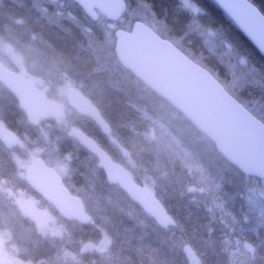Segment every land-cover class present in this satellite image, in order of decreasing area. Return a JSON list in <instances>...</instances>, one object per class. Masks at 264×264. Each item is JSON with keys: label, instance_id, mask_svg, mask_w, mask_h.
<instances>
[{"label": "trees", "instance_id": "trees-1", "mask_svg": "<svg viewBox=\"0 0 264 264\" xmlns=\"http://www.w3.org/2000/svg\"><path fill=\"white\" fill-rule=\"evenodd\" d=\"M125 1L131 9L132 0ZM190 1L200 15L194 17L184 7L183 0H143L156 33L176 43L178 49L209 71L233 98L245 105L257 96L264 100V57L211 0ZM249 1L264 15V0ZM68 2L75 10L71 19L57 18L50 10L46 14V7L38 0H2L0 38L18 53L27 45L35 47L44 66L58 68L80 84V90L111 127L115 144L92 121L80 117L71 121L73 112L70 116L66 114L61 122L45 126L64 123L76 126L115 162L123 164L126 153L146 167L148 181L152 183L154 179L161 184L162 203L177 226L169 231L158 228L124 193L107 184L96 159L67 131L53 130L51 145L60 157H69L67 186L82 199L92 223L84 226L66 222L23 180H17L18 188H25L35 198L38 208L48 209L53 219L64 225L65 232L63 239L43 238L34 224L18 213H9L12 210L7 211L5 201L0 198V236L5 245L16 250L20 264H190L184 247L191 246V238L207 245L203 244L202 264H264V210L252 191L264 182L242 176L208 140L200 143L196 137L203 136L184 119L178 126L164 120L160 104L173 109L121 68L114 43H108L98 28L108 22L101 18L94 24ZM208 32L231 47V53L251 69L254 83L238 94L229 87L231 80L223 60L208 50L200 37ZM0 98L3 124L20 140H35L34 129L28 126L13 97L2 92ZM249 111L264 123V117ZM11 153L0 143V180L10 187L16 179ZM135 178L138 183L144 182L138 176ZM245 179L249 186H245ZM94 228L110 238L109 256L86 254L77 263L65 260L61 249L81 250L96 240Z\"/></svg>", "mask_w": 264, "mask_h": 264}, {"label": "water", "instance_id": "water-1", "mask_svg": "<svg viewBox=\"0 0 264 264\" xmlns=\"http://www.w3.org/2000/svg\"><path fill=\"white\" fill-rule=\"evenodd\" d=\"M1 1V0H0ZM97 22L100 16L118 23L127 12L124 0H71ZM252 46L264 57V15L248 0H212ZM115 54L123 69L172 106L198 133L214 144L216 151L243 176L264 181V124L235 100L210 72L194 63L171 42L136 22L131 31H115ZM0 83L17 98L31 125L60 121L64 109L47 98L36 83L15 74L0 63ZM69 107L91 119L105 136L111 128L94 104L80 91L68 98ZM4 141L13 146L14 136L0 127ZM72 135L78 144L102 162L109 185L117 186L162 230L176 227L163 204L148 195L149 188L134 180L133 174L102 153L99 145L79 129ZM25 182L53 210L69 222H92L81 199L65 187L59 174L37 158L25 170ZM19 212L40 228L48 227L52 215L33 206ZM192 264H199L195 252L186 248Z\"/></svg>", "mask_w": 264, "mask_h": 264}, {"label": "rangeland", "instance_id": "rangeland-1", "mask_svg": "<svg viewBox=\"0 0 264 264\" xmlns=\"http://www.w3.org/2000/svg\"><path fill=\"white\" fill-rule=\"evenodd\" d=\"M38 1L46 7V14H48V10H50L51 14L56 15L57 18L63 19L65 17L67 19H71V13L75 11L74 7L66 0ZM183 5L193 14L194 17L200 15V11L190 0H183ZM140 19H142L143 22L151 28H155L154 21L151 18V13L148 7L144 4L143 0H132L131 9H129L127 17L120 23V27L129 30L135 20ZM98 28L103 32L108 43L113 42L115 44L114 32L118 28L117 25L102 23ZM202 35L203 36L200 37L203 38L208 50L223 60V62L221 60L220 61L226 65L227 71L229 72V79L231 80L229 87L234 90L235 94H238L236 93L238 91L244 90L247 85L254 83L255 78L251 73V69L247 68L246 64L242 60L231 53V47L227 46L220 39H218L213 32H208ZM175 42L179 43L178 40ZM0 59L6 65H11V67L15 68L18 72L32 78L38 84V87L47 93L53 101L60 104L65 109L67 115L70 116V113L73 111L69 109L67 99L73 90L81 89V85L67 78L62 70H58V68H54L53 66H51V68L44 66L40 60L38 51L35 50V47L27 45L21 52L18 53L11 49L0 38ZM257 99L254 98L251 102H247V105L244 103L243 105L247 107V109L254 111L260 117H264V100L259 98V96H257ZM160 108L162 110L164 120L176 124L177 126L181 125L183 117L180 114L174 110H170L162 104H160ZM70 118L71 121L74 122L77 120L78 116L72 114ZM53 130L57 132L63 131L66 133V131L68 132L70 130V125L64 123L56 124L55 126H44L33 131L32 134L35 136V140L27 141L26 139H19L15 143V147L11 154L12 160L16 166V179L14 181V185L10 187L8 183L0 180V198L5 201L4 205L6 206L5 208L7 211L12 210L9 213L19 214L18 210L21 206L36 204L35 198L28 194L25 188L22 186L18 188L15 184L17 180L21 181L24 179V171L26 167L30 161L34 160L36 157H41L43 155L53 169H55L64 180L69 181V157H60L53 148V145H51L53 140L52 138L50 139V137H52L51 133ZM181 132L184 134L187 133L185 130H181ZM196 139L200 143H205L207 140L206 138H201L200 136L196 137ZM110 141L115 144L113 139H110ZM119 149L122 150L121 148ZM123 164L130 171H132L135 176H138L141 180H143L146 184L144 182L143 183L148 186L149 190L153 191V195H150L151 198H157L159 201H163L161 197V184L158 185V183H156L158 181L154 179L152 180V183L148 181L149 172L146 167L131 160L129 155L126 153H124L123 156ZM249 185L250 182L245 179V186ZM252 191L257 201L260 203L261 209L264 210V184H259L257 188H254ZM37 232L43 238L63 239L65 228L60 222L53 220L46 229H40L37 227ZM93 232L96 234V240L88 243L87 246L81 250L75 252V248L78 249V247L62 248L61 253L63 258L68 260V262L77 263L80 261V258L86 254H89V256L105 255V257H108L111 245L110 238L105 232H98L95 228L93 229ZM190 241L194 245L189 243L191 246L186 245L184 248L190 247L195 252L200 264H202V258H204L205 253V249L203 248V244H205L204 241L191 238ZM5 246L7 247V244L5 245V240L0 236V264H20L16 259V250L13 247L5 248ZM189 262L192 264L190 260Z\"/></svg>", "mask_w": 264, "mask_h": 264}, {"label": "flooded vegetation", "instance_id": "flooded-vegetation-1", "mask_svg": "<svg viewBox=\"0 0 264 264\" xmlns=\"http://www.w3.org/2000/svg\"><path fill=\"white\" fill-rule=\"evenodd\" d=\"M2 1V0H1ZM0 1V2H1ZM0 62L9 70V71H11L12 73H15V74H22V73H20V72H18L15 68H13V67H11V65L10 66H8V65H6L3 61H1V59H0ZM24 75V74H23ZM24 76H26V75H24ZM27 77V76H26ZM28 79H32V78H29V77H27ZM2 92H5V93H8V94H10L12 97H13V99H14V101H15V104H16V106H17V108L20 110V112H22L24 115H25V118H26V121H27V124H28V126L30 127V128H33L34 129V131L36 130V129H38V128H40L41 126H45L46 125V123H49V124H51V122H57V121H55V120H46V121H41L40 123H39V125H37V126H33V125H31L30 124V122H29V120H28V118H27V115L22 111V109L20 108V104H19V102H18V100H17V98L13 95V93L10 91V90H8L4 85H2L1 83H0V93H2ZM2 100H1V98H0V102H1ZM1 117V116H0ZM80 118H84V119H88V118H85V117H82V116H80ZM1 119V118H0ZM88 120H90V119H88ZM91 121V120H90ZM94 123V122H93ZM95 124V123H94ZM70 125V124H69ZM0 127H3L4 129H6L10 134H12L13 136H14V142L16 143L17 142V140H19V137L17 136V134L15 133V132H12L10 129H8V127H6L4 124H3V121L2 120H0ZM70 128H71V131H68L67 133H68V135L74 140V137H73V135H72V131H73V129H77L78 127H76V126H73V125H70ZM79 130H81L80 128H78ZM99 129V128H98ZM100 130V129H99ZM82 131V130H81ZM82 132H84V131H82ZM101 132V131H100ZM85 133V132H84ZM102 133V132H101ZM86 134V133H85ZM72 135V136H71ZM87 135V134H86ZM102 135H103V133H102ZM104 136V135H103ZM90 137V136H89ZM110 140V139H109ZM75 141V140H74ZM0 143L2 144V146L5 148V149H7V150H9V151H13V149H14V147H15V143L13 144V146H9L5 141H4V139L1 137V135H0ZM100 146V145H99ZM87 152V151H86ZM89 153V152H88ZM12 154V153H11ZM93 157H94V155H93ZM38 158H41L42 159V157H38ZM96 158V157H95ZM96 161H97V165L100 167V169L102 170V166H101V162L96 158ZM47 163H48V161H47ZM46 163V165H48V166H51L49 163L47 164ZM103 171V170H102ZM105 174V173H104ZM64 183H65V186L67 187V189L70 191V193H72V195H74V190L73 189H71V188H68V186H67V181L66 180H64ZM76 196V195H75Z\"/></svg>", "mask_w": 264, "mask_h": 264}]
</instances>
